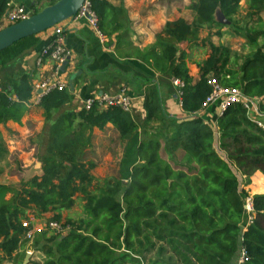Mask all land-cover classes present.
<instances>
[{
  "label": "trees",
  "instance_id": "trees-1",
  "mask_svg": "<svg viewBox=\"0 0 264 264\" xmlns=\"http://www.w3.org/2000/svg\"><path fill=\"white\" fill-rule=\"evenodd\" d=\"M89 2L104 36L123 31L119 22L123 19L122 9L106 0ZM240 2L196 0L192 23L184 19L168 22L154 45L134 50L136 57L159 75V82L172 78L183 83L181 105L187 115L197 113L211 93L209 77L223 86L240 88L248 100L264 101L262 49L250 52L239 64L236 53L210 44L209 56L199 65V79L193 82L185 54L179 48L183 42L196 41L200 29L222 26L213 17L217 7L229 19L231 28L238 29L232 16ZM6 3L0 0V19ZM247 3L249 17L264 10V0ZM261 22L258 19L259 25ZM246 26L243 29L247 35L262 30ZM248 39L251 46L257 47ZM37 43V36H32L0 52V67L13 63ZM1 84L0 125L19 122L33 94L31 78L20 72ZM10 92L15 93L16 101L10 100ZM72 100L68 89L51 90L41 99L45 132L49 129L39 144L43 148L39 157L42 175L33 178L31 187L17 192L12 201L6 203L0 197V264L13 258L21 237L27 233L21 222L27 210L43 215L69 209L77 193L85 195L92 218L103 222L89 232L83 223L66 235L46 238L39 247L46 255L45 264H233L241 247L246 252L244 264H264V194L251 197L243 187L253 173L264 175V130L257 127L242 104L228 107L215 126L194 117L176 122L165 117L159 90L149 86L143 101L145 120L138 125L119 107L93 105L90 110L82 108L78 112L62 110ZM260 108L264 110V105ZM108 123L122 142L141 133L138 163L132 167L128 182L116 180L94 195L87 190L94 180L90 173L94 165L83 161L90 145L87 133L93 128L102 130ZM161 150L169 159L180 152L175 167L162 159ZM4 188L0 186V190ZM248 197L252 198L254 219L244 230ZM52 220L60 221V214L55 213ZM66 225L73 226L70 220ZM36 241L38 244L40 239ZM154 249L147 263H143L144 257H134Z\"/></svg>",
  "mask_w": 264,
  "mask_h": 264
},
{
  "label": "crops",
  "instance_id": "crops-1",
  "mask_svg": "<svg viewBox=\"0 0 264 264\" xmlns=\"http://www.w3.org/2000/svg\"><path fill=\"white\" fill-rule=\"evenodd\" d=\"M52 0H12L16 5L26 8L30 14L40 11L51 4ZM115 8L124 11L123 19L119 20L124 26L123 31L114 33L111 37H106L102 42L89 25L85 18L76 17L58 24L61 28V35L65 48L70 52L71 58L64 70L61 69L63 79L69 81L72 74H79L73 80V91L68 90L73 96V100L65 104L62 110L78 112L83 108L86 98L101 94H117L125 92L134 100V107L131 116L140 125L145 120L143 101L146 88L156 86L160 92L161 104L165 117L169 120L180 122L187 118L201 119L203 123L215 126L217 119L221 116L220 108L214 104L204 111L187 115L181 105L179 89L173 85L172 78L166 82H159V75L150 69L140 57H136L134 50H144L148 46L155 44L158 35L162 32L168 22L177 19H184L192 23L195 13L192 5L196 0H106ZM245 5V0H241L239 6ZM247 8V7H246ZM249 8L246 9V12ZM234 17V15H233ZM258 19L264 21V10L258 16L254 15L251 26L258 24ZM229 20V19H228ZM264 23V22H263ZM130 24V28H129ZM219 24V23H218ZM254 24V25H253ZM4 15L0 19V29L7 26ZM211 25L199 30L198 39L194 42H183L179 48L185 54V62L189 70V76L196 82L199 79V65L207 59L211 50L210 44L215 46H225L231 52L239 56V64L245 61L250 53H245L247 48L250 51H264V34L260 30L257 34L247 35L243 28L232 29L229 25ZM37 45L23 56L18 57L13 63L0 67V86L10 78L17 77L20 72L27 73L33 85V94L26 104V111L19 122L7 121L0 125V140L2 153L0 155L1 165L6 164L7 156L12 154L20 156L23 167H28L37 156V148L41 143V137L45 132L44 110L36 98V85L47 79L52 71L53 63L48 57L43 56V51L49 48L55 39V30L49 29L36 35ZM255 41L257 47L249 44ZM10 100L16 101L14 92L8 94ZM264 101L258 100L254 103L250 112L251 118L264 120V110L260 105ZM216 128V127H215ZM45 137L49 134L46 130ZM90 133V145L85 149L86 155H103L99 162H93L94 169L101 165H107L112 158L115 147L113 141H118L122 145V150L127 154L124 161L123 170H130L138 162L137 147L142 137L141 133L122 142L114 126L108 123L104 129L93 128ZM219 136V133L217 134ZM84 158V155H83ZM86 163V161L83 159ZM37 165V162H35ZM0 182V186H4ZM6 187V186H5ZM244 189L252 197L264 194V175L257 171L250 177ZM264 225V221L261 222ZM235 263V261H234ZM233 263V264H234Z\"/></svg>",
  "mask_w": 264,
  "mask_h": 264
},
{
  "label": "rangeland",
  "instance_id": "rangeland-1",
  "mask_svg": "<svg viewBox=\"0 0 264 264\" xmlns=\"http://www.w3.org/2000/svg\"><path fill=\"white\" fill-rule=\"evenodd\" d=\"M246 7L248 8L247 0H245ZM245 5L239 6L237 13L232 16L233 21L236 24V27L243 28L245 25L251 26V22L254 20V15L251 17L248 16L250 14L249 10L246 12ZM251 21V22H250ZM264 21L261 22V25L256 24L255 28L264 29ZM254 25V24H253ZM130 28V24H129ZM106 38V36H105ZM264 48V47H262ZM252 52L250 48L245 50V53ZM112 146L115 147V152L110 154L112 158L108 161L107 165L102 164L101 168H93L91 169L90 173L94 178L90 187L87 188L89 192L94 195H98L101 193V189L104 190L108 185L110 186L116 180H125L128 182L130 168L129 170H123L124 161L127 158V154L124 150H122V145L116 140L112 142ZM89 148V147H88ZM43 152V148L39 145L37 148V156L34 158L35 160L28 166L23 167V163L20 160V156L12 154L7 156L6 164L1 165V173H0V182L5 184L6 186L4 189L0 190V197L8 203L13 200L14 196L17 192L22 191L25 188L31 187L32 179L35 177H40L42 175V163L40 161V156ZM161 157L163 160H166L170 163V165L174 166V162L180 160L181 155L180 152H177L174 155L173 159H169L167 154L161 150ZM99 158L102 159L103 155H85L84 160L86 163H92L94 161L99 162ZM35 162L39 163L36 165ZM138 163V162H137ZM175 167V166H174ZM126 184V183H125ZM108 188V187H107ZM86 198L84 194L77 193L74 196V203L69 209H62L58 211H50L44 213L43 215H38L33 210H27L25 216L22 218L21 222L28 223V231L31 230V235L28 237L27 234L21 237L20 239V247L19 249L13 254V258L10 261H5L2 264H24L25 257L27 254H30L29 262L27 264H45L46 255L44 254L43 250L39 247L42 246L43 241L46 238H50L52 236H60L66 235L75 227L79 226L80 224L87 227L86 232L91 231L95 226H99L102 224L103 221H95L89 210L85 206ZM55 213L60 214V221H58L59 229L52 230L48 227L49 222H52V217ZM70 220L73 226H67L66 222ZM90 225V226H88ZM83 226V225H82ZM107 228V226H105ZM106 235V234H104ZM40 239L39 243L37 244L36 240ZM154 241V240H153ZM145 245V241L142 240ZM161 243H158L159 246ZM134 248H137V245H134ZM146 248V247H145ZM135 250V249H134ZM129 251V250H128ZM155 249L152 250L149 254L146 253L143 256L138 254H134L135 258H145L143 263H147L148 259L153 256ZM128 264H131L130 261H127Z\"/></svg>",
  "mask_w": 264,
  "mask_h": 264
},
{
  "label": "built area",
  "instance_id": "built-area-1",
  "mask_svg": "<svg viewBox=\"0 0 264 264\" xmlns=\"http://www.w3.org/2000/svg\"><path fill=\"white\" fill-rule=\"evenodd\" d=\"M6 10L4 13V18L8 25L17 23L19 21L27 19L31 14L25 7L16 5L12 0H6ZM77 17L85 18L89 25L95 30L102 42L106 41L105 36L98 29V20L95 14L90 10V2H87L82 6L81 10L77 14ZM55 30V39L49 48L43 51V56L48 57L50 62L53 63V68L50 76L38 83L35 87L36 98L41 100L44 95H46L51 90L57 89L62 91L68 88L67 81L63 79L61 68L62 64L71 58L70 52L65 48L64 40L61 35V28L59 25L53 28ZM173 85H175L181 96L180 89L183 87V83L177 79L172 80ZM208 84L212 91L209 96L203 101L201 109L198 112L204 111L210 106L217 104L220 108L221 114L227 110L228 107L234 104H242L246 110L251 111L255 102L258 100H248L245 98L242 90L237 87H227L219 83V81L214 77L208 78ZM2 92V87L0 86V93ZM93 105H97L100 108L108 107H119L125 112L131 113L135 105L134 100L129 97L125 92H120L117 94L101 93L90 96L86 98L83 102V108L85 110H90ZM252 121L257 125V127L264 130V120L251 118ZM247 221L245 228L253 222L254 210L252 198L248 197L245 200L244 205ZM22 226L28 228L27 222H22ZM48 227L52 230L59 229V225L56 222H49ZM28 237L31 235V230L26 233ZM246 260V252L243 247H241L238 257L234 264H244Z\"/></svg>",
  "mask_w": 264,
  "mask_h": 264
},
{
  "label": "water",
  "instance_id": "water-1",
  "mask_svg": "<svg viewBox=\"0 0 264 264\" xmlns=\"http://www.w3.org/2000/svg\"><path fill=\"white\" fill-rule=\"evenodd\" d=\"M86 2L87 0H57L39 12L30 15L27 19L3 27L0 29V52L25 38L36 36L54 28L60 23L75 19ZM213 17L219 24H230V21L225 17L220 7L216 8ZM68 60L62 64V70L65 69ZM78 74L79 72L72 74L69 78L68 85L71 91L74 89L73 80ZM29 258L30 254H27L24 264L29 262Z\"/></svg>",
  "mask_w": 264,
  "mask_h": 264
}]
</instances>
